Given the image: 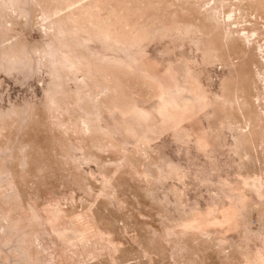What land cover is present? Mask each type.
Masks as SVG:
<instances>
[{"label": "rangeland", "instance_id": "1", "mask_svg": "<svg viewBox=\"0 0 264 264\" xmlns=\"http://www.w3.org/2000/svg\"><path fill=\"white\" fill-rule=\"evenodd\" d=\"M0 264H264V0H0Z\"/></svg>", "mask_w": 264, "mask_h": 264}]
</instances>
